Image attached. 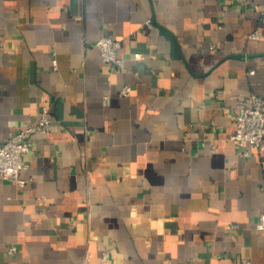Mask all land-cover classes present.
<instances>
[{
    "label": "crops",
    "instance_id": "1",
    "mask_svg": "<svg viewBox=\"0 0 264 264\" xmlns=\"http://www.w3.org/2000/svg\"><path fill=\"white\" fill-rule=\"evenodd\" d=\"M262 91V0H0V143L51 115L0 178V264H264V146L229 138Z\"/></svg>",
    "mask_w": 264,
    "mask_h": 264
},
{
    "label": "built area",
    "instance_id": "2",
    "mask_svg": "<svg viewBox=\"0 0 264 264\" xmlns=\"http://www.w3.org/2000/svg\"><path fill=\"white\" fill-rule=\"evenodd\" d=\"M264 2V0H262ZM146 23L151 25L150 20ZM260 34L256 29L249 33V38H259ZM120 41L109 35H101L95 45L98 47L101 59L112 64L118 70H124L125 65L121 57L117 55V48ZM134 57L139 58L140 53L134 52ZM57 65L56 58L52 59V67ZM250 69L248 73H253ZM131 87L123 85L119 94L129 95ZM234 129L229 135L238 146L248 143L251 147L261 150L264 146V91L260 93H251L249 103L237 102L234 105L232 114ZM51 115L48 105H41L38 110L36 121L15 131L6 141L0 143V178L9 180L17 186H23L26 180L21 172L25 164L22 156L29 151V137L36 132H47L50 129ZM243 154H247L244 149ZM255 228L264 229V211H260L255 221ZM16 250L15 245L8 247V252L13 253ZM101 263H109V253L104 250L101 254Z\"/></svg>",
    "mask_w": 264,
    "mask_h": 264
}]
</instances>
